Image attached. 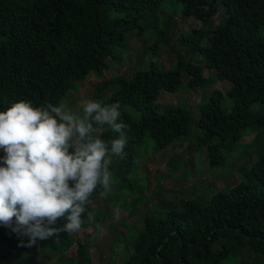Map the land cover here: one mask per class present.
Segmentation results:
<instances>
[{"label":"trees","instance_id":"trees-1","mask_svg":"<svg viewBox=\"0 0 264 264\" xmlns=\"http://www.w3.org/2000/svg\"><path fill=\"white\" fill-rule=\"evenodd\" d=\"M166 1L0 0V111L21 100L35 107L47 103L62 106L79 81L91 72L108 69V59H116L115 53L125 49L127 34L133 30L144 35L152 29L150 36L159 48L169 35L171 15L204 22L203 27L181 38L202 63L180 61L164 68L153 61L149 69L136 70L129 79L117 75L103 81L105 87L114 83L118 88L108 99L96 101L109 105L119 102L121 119L130 130L125 131L123 155L110 165L120 193L101 198L98 193L102 189L98 188L85 206L81 230L93 227L101 231L97 224L107 213H96L92 203L98 199L117 201L121 195V203L117 201L120 206L128 208L132 216L139 212L130 208L134 201L129 200L136 194L135 203L144 204L147 183L138 175L135 179L143 186L132 184L131 177L141 154H137L138 149L149 137L155 141L152 150L160 152L187 134L191 125L188 107H163L157 102L164 90L176 91L183 84L184 70L191 88L205 85L207 79L230 84L226 93L233 106L229 111L221 105L220 89L198 105L197 125L204 132L201 139L217 140L208 145L212 165L224 164L233 145L244 137L245 128H264V0H171L172 12L163 8ZM221 6L226 9V19L207 28ZM160 11L168 15L164 28L160 26ZM205 68L216 71V76L206 77ZM128 108L138 113L137 119ZM118 136L103 126L102 139ZM257 150L259 158L239 169L246 179L224 187L208 204L189 199L180 210L144 212L141 227L130 225L129 236L118 238L124 245L122 264H248L244 258L248 253L258 261L264 259V148ZM89 212L94 217L91 221L87 220ZM66 222L61 218L55 227ZM20 239L0 225V241L16 244L25 254L35 257L50 249L58 252L65 264H92L87 245L78 242L73 233L60 232L48 240H38L31 248L19 246ZM75 244L77 257L71 259L67 253Z\"/></svg>","mask_w":264,"mask_h":264},{"label":"rangeland","instance_id":"rangeland-1","mask_svg":"<svg viewBox=\"0 0 264 264\" xmlns=\"http://www.w3.org/2000/svg\"><path fill=\"white\" fill-rule=\"evenodd\" d=\"M173 7L171 0L163 5L168 12H172ZM160 16V26L164 28V17L168 18V15L165 11H160ZM226 16L225 7L221 6L218 14L206 27L213 28L221 20L224 21ZM168 19L171 29L167 39L161 42L159 48L155 47L154 38L150 36L153 34L152 29H147L144 35H140L138 29L129 32L125 41V49L115 53L116 59H108V69L102 73L91 72L86 79L79 81L63 102V108L82 115L79 104L81 100L99 98L103 101L117 90V84L113 83L105 87L103 81L117 75L129 79L134 71L149 69L153 61H157L164 68L174 67L180 61L192 60L194 63H202V58L198 54L191 53L190 48L183 44L181 38L183 34L187 37L194 28L203 27L204 22L194 17L183 18L180 14H173ZM204 74L206 77L214 78L216 71L205 68ZM187 76L184 70L182 72L183 84L176 91L164 90L157 102L163 107H188L191 111V125L188 133L178 137L175 143L160 152L152 150L155 141L147 137L146 145L137 151V154L140 152L141 154L131 177L132 184L143 186V182L135 179L138 175L142 181L147 183L141 202L144 204L135 203L138 197L136 194L131 195L129 200L134 201L130 208H138L139 212L137 211L132 216L128 208L120 206L117 201L121 203V195L116 197L117 201L112 198L109 201L98 199L92 205L99 215L107 213L97 224L103 231L90 227L73 233L78 242L87 245L92 264H122L125 257L124 245L119 242L118 238L129 236L130 225H133L135 229L140 228L144 212L155 210L168 213L174 209L180 210L183 201L189 199H199L204 204H208L213 196L224 187L233 186L240 180L246 179L244 175L239 174V169L247 163H254L259 158L257 148H264V128L257 125L244 129V137L239 143L233 145V150L224 164L214 166L210 163L208 145L217 140L212 139L205 142L201 139L204 132L197 125L200 115L198 105L203 99L209 98L215 89H220L223 92L221 105L229 111L233 106L232 98L226 93L230 84L220 79H215L213 82L207 79L205 85L191 88L187 85L189 81ZM100 87H105L102 92L99 91ZM128 112L135 119L138 118V113L131 108H128ZM201 143L204 145H198ZM225 152L226 150H223V153ZM3 155L4 153L0 151V157ZM115 158L113 157L112 161ZM244 171L248 172V168ZM115 192H119V186L112 183L109 193L115 194ZM124 193L126 195L125 189ZM117 208L120 210L119 221H116L113 215ZM77 248L78 244H75L69 250L67 253L69 258L77 257ZM244 258L248 264L264 262V259L258 261L255 255L249 253ZM0 264H65V261L58 252H51L50 249L34 257V255L23 253L12 242L0 241Z\"/></svg>","mask_w":264,"mask_h":264},{"label":"clouds","instance_id":"clouds-1","mask_svg":"<svg viewBox=\"0 0 264 264\" xmlns=\"http://www.w3.org/2000/svg\"><path fill=\"white\" fill-rule=\"evenodd\" d=\"M79 104L82 115L23 100L0 111V225L21 238V247L79 232L93 193L102 189L103 198L111 191L110 165L124 153L129 125L121 119L119 102ZM105 125L119 136L102 139ZM113 215L119 221V208ZM61 218L67 222L55 227ZM93 219L89 212L87 220Z\"/></svg>","mask_w":264,"mask_h":264}]
</instances>
